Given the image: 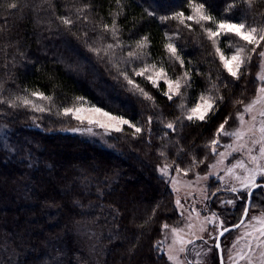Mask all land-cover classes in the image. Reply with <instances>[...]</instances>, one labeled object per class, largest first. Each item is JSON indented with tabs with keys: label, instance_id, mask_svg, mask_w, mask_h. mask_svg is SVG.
I'll use <instances>...</instances> for the list:
<instances>
[{
	"label": "trees",
	"instance_id": "1",
	"mask_svg": "<svg viewBox=\"0 0 264 264\" xmlns=\"http://www.w3.org/2000/svg\"><path fill=\"white\" fill-rule=\"evenodd\" d=\"M139 2L126 0L123 5L117 21L120 39L131 44L148 36L150 59H157L163 55L165 26L148 17ZM170 2L177 8L181 4V0ZM206 2L219 16L230 0ZM12 3L17 8H10ZM85 4L90 5L83 13L87 23L77 19V9ZM116 11L114 0H0V90L5 97L38 88L57 96L58 103L85 96L146 128L148 115L154 117L150 134L145 131L133 139L113 133L96 142L59 131L71 126L69 119L45 116L42 128L32 129V112L0 105V264H169L154 245L162 225L177 226L181 220L168 180L158 169L165 163L171 171L188 169L189 179L207 173L216 155L206 145L216 128L230 117L226 128L231 129L243 107L235 101L246 103L255 96L259 58L246 66L239 81L232 80L197 28L196 33L184 30L178 41L185 67L192 69L187 103L190 106L208 89L210 80L220 88L224 103L205 123L178 120L181 112L176 104L136 77L155 96L158 107L153 109L128 91L111 66L85 44V40L92 43L97 25L110 23ZM228 15L260 23L264 0H256L251 10L238 0ZM61 16L76 21L70 30L58 19ZM175 27L172 24V30ZM119 53L118 49V57ZM165 67L173 77L182 71L172 61ZM217 73L231 84L225 87ZM167 122L176 123L175 132L164 127ZM211 183V187L217 184Z\"/></svg>",
	"mask_w": 264,
	"mask_h": 264
},
{
	"label": "snow or ice",
	"instance_id": "2",
	"mask_svg": "<svg viewBox=\"0 0 264 264\" xmlns=\"http://www.w3.org/2000/svg\"><path fill=\"white\" fill-rule=\"evenodd\" d=\"M114 2L117 5V11L113 14L111 22L97 25L98 32L91 44L85 40L88 50L99 60L106 61L111 66L117 74L116 78L129 86L128 91L149 102L150 106L155 109L158 107L155 96L151 91L142 87L135 78L140 77L148 81L153 88L167 98L170 104H176L181 112L178 120L205 123L216 114L225 99L220 94V88L216 82L210 80V87L201 92L190 106L187 103V89L192 87V69L185 67L183 49L178 43L183 38L184 30H187L188 33H196L197 28L199 29V33L210 42L223 73H226L227 77H231L232 80L239 81L245 74L246 66L252 63L254 57L259 58L260 70L256 74V80L259 83L255 96L246 103L240 99L235 101L236 104L243 106L242 110L237 111L236 114L238 126L228 130L226 125H228L230 117H225L206 147L211 149L213 155H217L220 147L225 149L224 152L218 153L220 159L217 162L220 164L223 163L224 158L233 153L238 152L246 156V161L237 159L235 163L225 169V176L217 177L221 184L227 183L226 177L240 183V188L235 186L230 188L233 194L238 191H246L248 197L251 198L254 189H264V16L260 23L253 24L247 23L245 19L229 16L228 14L237 7L238 0H230L224 9V14L219 16L210 11L206 0H181L178 8L170 0H140L137 6L142 7L148 17L158 20L162 26H165L162 42L163 55L157 59H150L151 53L147 49L151 47L152 42L148 36H142L131 44L120 39L121 27L117 21L126 0H114ZM239 2L244 3L249 10L253 9L256 4V0H239ZM9 7L15 9L17 4L12 3ZM89 7L90 5L85 4L77 9V19L82 18L87 23L89 18L83 13L87 12ZM58 19L69 30L76 22L71 16H61ZM172 24L176 26L174 30H172ZM84 35L87 36V33L85 32ZM224 37H235L236 41L224 40ZM98 41L99 43H97ZM222 44L231 49V52H226L225 48L221 46ZM118 49L120 50L119 57ZM167 61L178 63L182 71L175 77L171 76L165 67ZM196 74L203 75L199 71ZM227 77H224L222 73H217L216 79L222 82L226 81L225 87H228L231 81H227ZM162 84L166 86V90L162 89ZM177 98H179L178 103ZM58 99L54 94H47L38 88L24 89L22 93L8 97H5L0 90V105H6L7 108L13 110L24 108L34 113L35 115L31 117L34 123L37 119L55 114L57 117L77 122V126L69 129L70 131L93 136H111L113 133H117L131 135L133 139H137L145 131H148L149 134L151 132L154 120L151 114L148 115L146 128L139 121L128 119L125 115L105 108L102 104L94 103L85 96H75L71 101L65 100L59 103ZM246 115L248 116L247 120H245ZM35 126L39 127V124ZM164 127L175 132L177 125L175 122H167L164 123ZM129 129L130 133L127 131ZM222 137H228L232 143L221 144ZM160 155L164 156V153L160 152ZM199 163H203V161ZM196 164L197 161L193 160V166ZM170 167L171 165L165 163L158 170L162 176H168ZM209 167H215V165H209ZM236 169L242 170L244 175H238L235 172ZM175 171L178 173L183 171L184 175L188 174V169L180 167H176ZM207 178V176L204 177V179ZM258 178L260 179L258 180ZM173 183L175 184L176 181L173 180ZM236 198L242 199V197ZM226 203L235 206L231 199ZM176 205L177 208L182 207L179 199H177ZM252 207L248 202L241 205L242 216L239 223L234 224L232 228H229L224 222H218L219 217L216 213L204 218V222L207 224L215 225L216 234L208 232V235L216 241L212 247L220 253L219 264H240L241 261H246L247 264H256L257 260L258 264H264V210L259 215L253 213L249 216ZM153 215H155V210H153ZM197 216H199L198 212ZM245 218H248L247 221ZM204 222L201 224L200 232L208 231ZM188 227L191 229L193 226L189 224ZM241 228L250 230L241 232L233 241L232 248L222 247L221 238L225 237L226 233ZM169 230L173 236V245H169L165 251L164 241H157L154 247L157 248L158 253L167 256L169 264H193L187 254L193 251V249H189L188 245L194 246V240L181 236L182 229H170L168 224L162 225L163 233L167 234ZM192 235L195 236V233ZM195 238L204 239L203 236H195ZM204 243L207 244V240ZM181 254H183V259H181ZM194 254L200 255L199 252ZM195 264H203V262L197 260Z\"/></svg>",
	"mask_w": 264,
	"mask_h": 264
},
{
	"label": "rangeland",
	"instance_id": "3",
	"mask_svg": "<svg viewBox=\"0 0 264 264\" xmlns=\"http://www.w3.org/2000/svg\"><path fill=\"white\" fill-rule=\"evenodd\" d=\"M259 61H258V71H259ZM257 71V72H258ZM257 74V73H255ZM259 81H257V84ZM257 87V85H256ZM242 110V109H241ZM33 115H35L33 113ZM42 119V118H41ZM37 119L35 120V123L33 119L30 120V125L32 129H41L42 128V120ZM248 119V116H245V120ZM70 120V119H69ZM72 123L70 127L62 128L61 132L64 133H70L72 135H78L80 137H83L88 140L99 142L103 139V135H90L87 133H79V132H72L69 129L72 127L77 126V122L70 120ZM235 124H232L231 129L238 126V121L236 120L235 115ZM39 124V127H36L35 125ZM232 141L228 137H222L221 138V144H231ZM225 149L223 147H220L218 150L219 152H224ZM216 155L214 162L212 165H215V167H210L208 172L204 175H197L193 179H189L185 175H183L182 172H176L171 171L170 168L168 170V176H165L169 183V189L172 193V198L174 202L175 211L177 212V215L179 216L181 222L179 225H169L171 228H179L183 231L181 232V236H183L185 239H193L194 240V246L188 245L189 249H193V251H190L188 255V259L193 261V264H195V261L201 260L203 264H219V258H218V251L212 247L216 241L213 238H210L208 235V232L215 233V225L214 224H207L204 222V218L210 216L212 213H216L219 217L218 222H224L228 227L233 226L234 224L238 223V220H240L242 216V210L241 205L247 202V192H237L233 194L232 191H230V188L235 186L237 188H240V183L232 178L226 177L227 183L221 184V181L217 179V177L225 176V169L231 164L235 163L237 159H245L246 156L241 155V153H233L231 156H227L223 159V163H218V159H220L219 155ZM251 166V165H249ZM235 172L238 175L243 176L244 173L240 169H236ZM160 173V172H159ZM161 175V174H160ZM207 176V179H204V177ZM260 178H258L259 180ZM173 180L176 181V183H173ZM214 181L217 182L216 186L211 187V182ZM220 189V190H218ZM264 189L258 188L253 192V196L251 197V203L253 207L251 208V212L249 213V216H251L253 213L256 215H259L262 210H264ZM236 197H242V199H237ZM179 199L181 208H177L176 201ZM233 200L235 206L229 205L226 203L227 200ZM219 210V213H217L215 210ZM197 212L199 213V216H197ZM235 218L232 219V218ZM248 218H246L247 221ZM202 222H204V226L208 229L206 232H200V227ZM191 224L193 227L189 229L188 225ZM246 230L250 229H236L235 232L231 231L227 234H225V237L222 238V247L230 249L232 248L233 241L237 238V236ZM192 233H195V236H203L204 239H196L195 236L192 235ZM161 238H159V241H164V248L165 251H167V248L169 245H173V236L171 231L169 230L167 234L162 232V235H160ZM207 240V244L204 243V241ZM157 244V243H156ZM178 247V246H174ZM239 247V245H238ZM247 251V249H245ZM199 252L200 255L197 256L194 253ZM162 254V253H160ZM163 255V254H162ZM165 260H167V256H165ZM181 259H183V254H181ZM168 262V260H167ZM169 263V262H168ZM240 264H247L246 261H241ZM256 264H258V260L256 261Z\"/></svg>",
	"mask_w": 264,
	"mask_h": 264
},
{
	"label": "water",
	"instance_id": "4",
	"mask_svg": "<svg viewBox=\"0 0 264 264\" xmlns=\"http://www.w3.org/2000/svg\"><path fill=\"white\" fill-rule=\"evenodd\" d=\"M258 189V188H257ZM257 189H254L253 190V192L255 191V190H257ZM247 196V202L250 204L251 203V198H249L248 197V195H246ZM263 196H264V194H263ZM246 219V218H245ZM238 223H239V220H238ZM229 228H232V226H230ZM235 230L236 229H234V230H232V231H234L235 232ZM227 234V233H226ZM223 238V237H222ZM222 238H221V240H222ZM218 251V250H217ZM220 257V253H219V251H218V258Z\"/></svg>",
	"mask_w": 264,
	"mask_h": 264
}]
</instances>
